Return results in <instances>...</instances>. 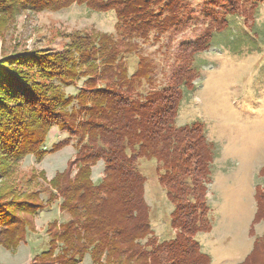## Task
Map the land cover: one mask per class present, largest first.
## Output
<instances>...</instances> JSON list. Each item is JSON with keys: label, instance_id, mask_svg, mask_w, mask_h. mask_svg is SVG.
Instances as JSON below:
<instances>
[{"label": "trees", "instance_id": "trees-1", "mask_svg": "<svg viewBox=\"0 0 264 264\" xmlns=\"http://www.w3.org/2000/svg\"><path fill=\"white\" fill-rule=\"evenodd\" d=\"M200 1L203 7H200ZM264 0H0V20L23 13L59 12L84 5L115 12L116 34L73 32L52 49L20 52L0 60V247L15 251L35 218L52 203L69 219L47 225L48 248L33 264H210L197 236L212 230L208 205L212 146L204 125H175L184 87L193 89L198 54L211 48L215 34L229 27V16L253 25ZM195 3H197L195 5ZM204 21V31L182 43L167 82L158 86L150 62L140 56L129 74L127 58L140 42L160 41ZM84 86L77 96L65 88ZM145 82L151 87L144 90ZM68 138L45 150L53 128ZM75 141V157L49 181L50 197L19 190L15 170L23 159L41 162ZM156 163L158 180L173 206L174 236L162 242L152 229L146 201L147 178L138 167ZM104 163V177L92 180L93 167ZM263 172V171H262ZM12 180L14 183H10ZM253 226L264 225V191L256 188ZM32 264V263H31ZM240 264H264V235Z\"/></svg>", "mask_w": 264, "mask_h": 264}, {"label": "rangeland", "instance_id": "rangeland-1", "mask_svg": "<svg viewBox=\"0 0 264 264\" xmlns=\"http://www.w3.org/2000/svg\"><path fill=\"white\" fill-rule=\"evenodd\" d=\"M197 3H195L196 5ZM202 8V2L200 1ZM179 34H166L159 42L140 43V51L127 58L129 74L139 66L140 56L153 67V77L163 86L172 66L177 63L178 48L194 41L205 29L204 21ZM115 12H96L84 5H74L59 12L23 13L9 23L0 20V60L20 52L59 50L66 41L62 35L83 32L116 34ZM194 66L199 73L193 89L184 87L177 127L200 122L212 146L211 184L208 205L212 230L201 233L197 240L202 251L210 256V264H240L253 249L254 238L264 235V225L253 226L256 212V188L264 191V2L259 4L253 25H246L241 16H229V27L215 34L211 48L198 54ZM152 84V82H150ZM145 82L144 90L151 87ZM84 86L65 88L77 96ZM69 133L57 127L49 133L44 149L66 138ZM76 154L75 141L58 153L48 154L37 162L26 157L15 170L14 181L19 190L41 191V198L50 197L49 181L67 167ZM156 163L143 159L139 169L146 176V201L151 208L152 229L159 242L174 236L170 226L173 206L158 180ZM263 171V172H262ZM104 177V163L93 167L92 180L97 184ZM10 183H14L12 180ZM0 179V185H1ZM52 203L35 218L36 232H28L15 251L0 247V264H33L48 248L47 225L69 219ZM81 264H92L87 256Z\"/></svg>", "mask_w": 264, "mask_h": 264}]
</instances>
